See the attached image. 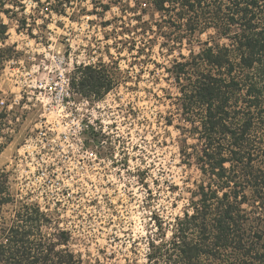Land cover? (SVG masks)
I'll use <instances>...</instances> for the list:
<instances>
[{"label":"rangeland","instance_id":"1","mask_svg":"<svg viewBox=\"0 0 264 264\" xmlns=\"http://www.w3.org/2000/svg\"><path fill=\"white\" fill-rule=\"evenodd\" d=\"M139 1L69 0L58 14L55 0H0V22L9 26L0 39V231L23 207L39 208L50 220L43 226L53 246L50 264H185L174 246L182 237H208L204 225L210 228L218 212L213 200L202 209L204 194L223 193L199 159L203 142L181 107L172 70L180 54L191 63L216 42H229L212 29L186 34L168 52L156 26L175 38L181 33L169 25L170 14L149 9L138 21ZM140 21L147 33L144 24L137 30ZM7 47L16 59H7ZM79 63L104 66L117 86L99 101L75 94L59 102L51 80ZM199 68H189L182 83L195 80ZM79 75L76 68L72 76ZM91 132L103 138L92 142ZM245 195L246 228L264 232V210L250 189ZM197 211V221H186ZM250 239L244 253L263 264L264 239ZM238 255L229 249L219 259L211 250L192 264H244Z\"/></svg>","mask_w":264,"mask_h":264},{"label":"trees","instance_id":"2","mask_svg":"<svg viewBox=\"0 0 264 264\" xmlns=\"http://www.w3.org/2000/svg\"><path fill=\"white\" fill-rule=\"evenodd\" d=\"M55 1L61 7L57 13L63 14L62 8L69 0ZM137 6L141 13L138 21L150 10L170 14L169 25L181 33L180 37L172 36V31L168 33L165 25L156 26L166 38L162 45L168 52L183 45L186 34L212 29L217 39L229 42L228 45L216 42L193 57L191 63L190 57L180 54V60L173 66L180 86L181 107L203 142L199 159L204 166L208 165L223 193L220 198L214 191L204 194L202 209L208 208L207 200L216 201L218 205L210 228L204 225L208 237L198 242L182 237L181 243L174 248L176 252L181 248L180 257L185 264H192L194 259L202 258L211 250L221 259V252L229 249L245 258L244 264H254L251 262L252 251L244 252L253 241L250 238L257 239L256 243L262 242L264 232L246 228L249 218L240 205L247 202L245 193L250 189L258 206L264 210V0H140ZM4 12L7 14L9 10ZM139 24H144V33L150 30V26L141 21L137 30ZM8 29V25L0 22V39H4ZM150 42L154 41L151 39ZM10 48L5 49L7 59L14 60L17 56L14 57L15 52ZM144 51L138 49L140 54ZM2 58L6 60L5 55ZM203 65L209 69H204ZM195 66L200 67L195 80L189 78L186 84L182 83L183 77L192 75L188 69ZM79 71L81 75L72 78V88L91 102L101 100L117 86L104 66H87ZM91 133L94 136L88 138L92 142L103 138ZM228 162L231 163L229 169L225 167ZM2 177L0 201L4 202L1 199L5 193ZM23 208L24 213L7 230L3 229L6 234L3 235L5 241H0V264H50L54 258L53 246L47 244L43 234V226L50 220L39 208ZM197 212L194 216L186 215V221H197L199 215H203ZM187 230L184 226L179 228L182 234ZM35 235L38 238L31 241ZM212 235L214 241L206 245Z\"/></svg>","mask_w":264,"mask_h":264},{"label":"built area","instance_id":"3","mask_svg":"<svg viewBox=\"0 0 264 264\" xmlns=\"http://www.w3.org/2000/svg\"><path fill=\"white\" fill-rule=\"evenodd\" d=\"M87 66L96 67L98 65L96 63L95 64H92V63L80 64L79 63V65L74 66L73 71H68V72L62 71V72H60L58 77L51 80V82L49 84L50 94L55 95V98L61 103H65L66 101L71 99L75 94H77L75 92V90L72 88V77H73L72 75L74 74L76 68L80 69V68H85ZM0 104H1V106H4V101H1ZM77 127H79V128L81 127L80 123H77ZM90 127H91V125H89V124L86 125V129H89Z\"/></svg>","mask_w":264,"mask_h":264}]
</instances>
